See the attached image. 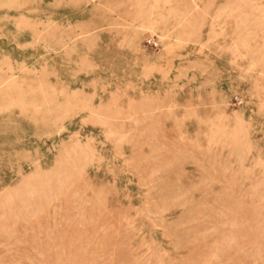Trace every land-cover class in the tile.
<instances>
[{
    "label": "rangeland",
    "instance_id": "1",
    "mask_svg": "<svg viewBox=\"0 0 264 264\" xmlns=\"http://www.w3.org/2000/svg\"><path fill=\"white\" fill-rule=\"evenodd\" d=\"M0 264H264V0H0Z\"/></svg>",
    "mask_w": 264,
    "mask_h": 264
}]
</instances>
